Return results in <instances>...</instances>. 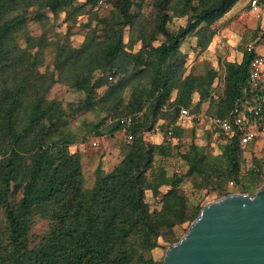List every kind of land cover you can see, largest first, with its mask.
<instances>
[{"label": "trees", "instance_id": "obj_1", "mask_svg": "<svg viewBox=\"0 0 264 264\" xmlns=\"http://www.w3.org/2000/svg\"><path fill=\"white\" fill-rule=\"evenodd\" d=\"M239 1L153 0L155 11L147 21L133 12L134 0H109L113 10L101 20L103 35L90 29L73 47L66 40L31 36L27 22L42 21L46 10L65 12L66 21H75L85 7L96 10V0H0V264H163L164 258L151 257L159 240L166 249L177 243L181 236L175 229L189 227L204 206L188 211L190 202L181 191L186 178L199 189L220 188L230 179L243 192L255 193L261 186L255 171L241 177L237 135L221 141L217 155L191 143L179 155L188 166L184 174L167 175L154 166L156 157L171 155L170 141L184 133L182 108L192 115L226 118L237 98L256 95L248 76L255 53L243 50L241 62L225 63L220 80L214 69L204 76L185 74L180 51L193 34L199 46L207 47L215 35L211 26ZM173 18H186L185 27L170 30ZM160 35L163 41L154 46ZM138 42L140 49L133 52ZM48 47L54 52L53 70L40 73ZM215 79L219 82L213 87ZM57 83L83 98L65 107L48 99ZM85 111L103 114L86 132L97 130V137L118 133L125 141L121 161L109 173L97 168L90 188L84 185L80 153L69 152L78 135L66 123ZM136 112L142 113L127 133L118 124L99 130L107 119ZM191 123L214 136L206 125ZM156 125L166 137L171 128L168 141L146 140ZM162 186L168 187L162 205L151 211L146 192L156 197ZM39 220H47L48 229L31 241L30 230Z\"/></svg>", "mask_w": 264, "mask_h": 264}, {"label": "rangeland", "instance_id": "obj_2", "mask_svg": "<svg viewBox=\"0 0 264 264\" xmlns=\"http://www.w3.org/2000/svg\"><path fill=\"white\" fill-rule=\"evenodd\" d=\"M83 1L78 0V2ZM134 1L136 4L133 7V12L138 11L142 15L143 20L148 18L147 21H149L153 17L152 12L155 11L152 5L153 0ZM112 10L113 6L111 5L108 9L93 11H90L89 6H87L84 8L85 14L78 16L75 21L70 22L66 21L65 12H59L56 15L46 10L44 11L45 18L42 21L29 20L27 28L33 37L43 35L49 42L60 41V43H63L66 40L71 46L79 47L90 29H96L98 35H103L105 24L101 20L108 19ZM185 25L186 18H173L168 27L170 30L176 31L180 27H185ZM211 29L215 31V35L207 47L199 46V36L196 34L187 37L182 43L180 51L185 55V74L204 76L210 69H214L218 79H223L225 63L241 62L246 43L256 42L258 52L264 56V38L262 37L264 31V5H262L260 12L252 13L248 7L247 0H241L221 20L215 22L211 26ZM128 39L129 32L126 29L124 31V42H127ZM163 39V36L160 35L153 42V45L158 46ZM140 46V42L136 43L133 46V52H137ZM53 61V49L52 47H48L45 50L43 64L39 67L40 73L51 72L53 70ZM216 80L212 84L213 87L219 82ZM102 93L103 89L99 90V95H102ZM47 98L58 100L65 107L67 104L76 103L81 100L83 94L70 89L66 85L57 83L51 87ZM193 99L197 101L198 95H194ZM102 117L103 114L85 111L71 115L66 120L69 130L78 135L76 143L69 147V152H78L81 155L82 174L86 188H90L93 185L97 168L103 170L104 173H109L118 165L123 157L122 147L125 141L122 135L118 133L110 134L109 132H103L98 137L99 146L97 148H93L89 143L84 142L81 144L84 133ZM182 125L184 126L183 135L178 138L175 137V139L170 141L171 155L169 157L158 156L154 161V166L164 169L167 175H172L174 172L178 174L186 173L188 166L179 155L186 153L191 143L202 147L207 154L217 155L219 153L220 139L217 140L216 137L207 135L201 125H192L189 119L183 120ZM145 138L147 141L157 144L168 141L157 125L153 131L145 135ZM240 159L241 177H245L246 173L254 170L255 179L261 185L264 180V131L259 133L255 141L242 146ZM230 181V179H227V183L220 188L199 189L190 182L189 178H186L181 185V191L190 202L188 211L191 212L196 205L207 204L215 195L242 189L235 182L230 186ZM167 189L168 187L166 186L160 187V195L156 197L153 196L152 191L146 192V202L151 211L160 209L162 205L160 202L161 197L166 193ZM187 227L188 224H184L177 227L175 231L179 236H182ZM47 229V220L37 221L30 230V240L36 241L37 237L43 236ZM159 244L161 246L151 252V257L157 261L164 258L167 250L161 239L159 240Z\"/></svg>", "mask_w": 264, "mask_h": 264}, {"label": "water", "instance_id": "obj_3", "mask_svg": "<svg viewBox=\"0 0 264 264\" xmlns=\"http://www.w3.org/2000/svg\"><path fill=\"white\" fill-rule=\"evenodd\" d=\"M163 264H264V180L254 194L213 196Z\"/></svg>", "mask_w": 264, "mask_h": 264}, {"label": "built area", "instance_id": "obj_4", "mask_svg": "<svg viewBox=\"0 0 264 264\" xmlns=\"http://www.w3.org/2000/svg\"><path fill=\"white\" fill-rule=\"evenodd\" d=\"M250 12L258 13L264 0H247ZM110 7L109 0H96V10H105ZM244 50L247 53H255V55L249 61V86L255 91L256 95L252 98H237L233 104V108L229 117H207L203 114L192 115L185 108L180 110V118L182 120L189 119L190 121H197L206 125L207 130L219 137L221 141H226L234 136H238L241 146L256 140L259 133L264 131V125L262 124V114L264 112V56L257 52L255 44L247 43L244 46ZM111 80V77H109ZM142 112H136L128 116L110 118L99 128L104 130L113 124H118L121 132L127 133L133 126L134 120ZM97 130L85 132L83 135V142L89 143L93 148L98 146ZM172 136V130H167V137ZM128 140L131 136L128 135ZM229 185H233V181L229 182Z\"/></svg>", "mask_w": 264, "mask_h": 264}, {"label": "crops", "instance_id": "obj_5", "mask_svg": "<svg viewBox=\"0 0 264 264\" xmlns=\"http://www.w3.org/2000/svg\"><path fill=\"white\" fill-rule=\"evenodd\" d=\"M263 5H264V4H263ZM256 48H257V46H256ZM257 51H258V48H257ZM260 54H261V53H260ZM257 138H258V137H257ZM257 138H256V139H257ZM82 143H84V142H82ZM82 143H81V144H82ZM98 146H99V145H98Z\"/></svg>", "mask_w": 264, "mask_h": 264}]
</instances>
